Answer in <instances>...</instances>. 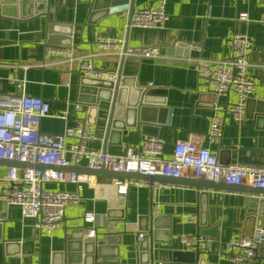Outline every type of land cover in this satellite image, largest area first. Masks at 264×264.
Returning a JSON list of instances; mask_svg holds the SVG:
<instances>
[{
	"label": "crops",
	"instance_id": "obj_1",
	"mask_svg": "<svg viewBox=\"0 0 264 264\" xmlns=\"http://www.w3.org/2000/svg\"><path fill=\"white\" fill-rule=\"evenodd\" d=\"M7 1L10 3L5 5L0 2V98L24 91L46 100L51 114L40 120L41 131L58 133L81 120L95 135L88 145L112 154H124L143 137L155 136L163 141L165 158L170 157L177 141L190 139L210 146L222 165L264 166V0H165L167 20L160 29L131 26L128 10L105 12L102 0L97 2L99 9L91 8L92 0ZM157 3L134 0V11ZM241 11L248 13L249 22L236 19ZM50 23L53 33L49 36ZM236 31L251 39L248 71L257 84L241 125L235 124L226 110L235 94L212 97V83L203 75L227 52ZM100 36L122 38L129 49L179 44L170 53L160 52L151 58L128 51L121 61L120 48L105 51L96 43ZM49 46H70L75 55L94 52L97 68L121 69L122 77L137 86L163 89L165 93L152 98L164 103L148 105L141 115L147 121L138 120L135 127L114 133L106 141L109 104L102 96L103 89L88 84L80 93L77 62L67 67L59 62L60 56L46 55ZM211 103L219 106L223 120L221 136L212 143L207 139ZM6 167L0 165V174ZM78 174L85 177L78 184L45 185L76 191L81 197L80 202L66 206L62 225L56 230H38L34 219L22 217L17 205L0 201V264H189L187 254L195 250H185L181 236L199 234V230L206 241L199 244L195 264H233L224 253L226 242L249 235L259 219L264 223L261 194L208 189L199 195L191 186L148 181L141 186L131 184L126 194H119L113 184L119 178ZM85 212L93 214L92 222L83 220ZM191 216H195L193 221ZM148 218L154 224L152 240L144 230ZM75 225L95 228L94 246L86 258L83 255L76 260L75 256L67 261L62 252ZM139 233L145 235L141 241ZM241 264H264V259Z\"/></svg>",
	"mask_w": 264,
	"mask_h": 264
},
{
	"label": "built area",
	"instance_id": "obj_2",
	"mask_svg": "<svg viewBox=\"0 0 264 264\" xmlns=\"http://www.w3.org/2000/svg\"><path fill=\"white\" fill-rule=\"evenodd\" d=\"M164 3L165 0H158L156 5L133 11L129 25L162 28L167 20ZM236 19L243 22L250 20L245 11L239 12ZM96 43L109 52L120 48V55L122 54V38L100 36ZM128 51L140 57L160 56V47L155 45L128 48L125 54ZM251 51L250 37L244 32L236 31L231 36L227 52L215 62V67L203 72L212 83L211 91L216 95L227 92L235 94V101L226 110L237 125L244 123L246 101L256 93L257 84L248 71ZM45 53L60 56L59 62L69 68L77 62L80 77L110 81L116 79V71L100 69L94 65V57L97 55L94 52L75 55L70 46H49ZM19 85L22 89L21 84H17ZM219 110V106H213L207 133L210 143L221 136L223 120ZM49 114L51 108L46 100L24 91L19 95L0 98V159L63 168L8 166L0 174V198L7 205H17L22 217L33 218L34 226L40 231L50 232L60 228L66 206L80 202L81 197L76 191L53 190L45 186L48 183L78 184L85 177L70 169L77 166L95 170L139 172L151 176L190 175L193 178H207L225 184L264 187V166L238 163L222 165L208 145H199L190 139L179 140L174 144L170 157L165 158L163 141L155 136H145L136 147L127 148L124 154H112L88 145V141L95 139V135L89 124L81 120L58 133L41 131L40 120ZM145 182L137 179L113 180L119 194H126L131 184L141 186ZM82 217L85 222H92L94 218L91 212H85ZM194 219L195 216L190 217V221ZM95 231V228L89 227L84 236H94ZM143 236V233H139L137 239L141 241ZM204 241L206 238L198 233L181 236L185 250H195ZM224 251L233 264L251 262L254 258L264 259V223L258 222L254 225L248 236L227 241Z\"/></svg>",
	"mask_w": 264,
	"mask_h": 264
},
{
	"label": "water",
	"instance_id": "obj_3",
	"mask_svg": "<svg viewBox=\"0 0 264 264\" xmlns=\"http://www.w3.org/2000/svg\"><path fill=\"white\" fill-rule=\"evenodd\" d=\"M18 1V0H14ZM100 0H92L91 8L96 9L97 2ZM104 2L105 12H119L121 10H128L129 16L131 17L134 6V0H102ZM1 4L5 5L6 3H10L7 0H0ZM14 3L13 1H11ZM99 9V8H98ZM46 12V11H45ZM47 14V13H45ZM48 33L49 36L52 34V24L48 25ZM48 36V38H50ZM47 42L50 43V40ZM175 44H179L175 42L173 45L169 46H162L160 47L161 53H170L174 49ZM128 46L127 43L124 42L122 46V54H121V61L125 56V52L127 51ZM116 79L115 81L110 80H103V79H94L89 77H80V84H79V91L81 93L82 89L86 86L92 85L94 87H100L99 89H103L102 96L106 98L105 100L109 104V110L106 120V130L104 134V139L108 141L109 137H112L114 133L121 134L125 133L127 127H135L139 121H147L142 118V113L149 108L148 105L151 104H163L164 101L160 99H153L154 95L157 93H165V91L161 88H151L145 86H137L135 83L129 81L128 78H123L121 75V69L116 72ZM96 87V88H97ZM135 87V88H133ZM106 89V91H105ZM106 93V94H105ZM210 94L215 96L216 94L210 90ZM82 100V99H80ZM249 100V99H248ZM246 101V103L248 102ZM211 106L213 104L211 103ZM133 116V118H132ZM133 119V122L129 123L128 120ZM105 151V150H104ZM0 165L6 166H15V167H34L37 169H63L62 167H55L52 165L46 164H31L28 162L16 161V160H7V159H0ZM71 170L76 171L77 173H84L94 176H107L112 178H119V179H137V180H145L150 183L153 182H162V183H170V184H182L191 186L198 190L199 195H202L203 192L201 190H233V191H247L251 194H261L264 196V187H243L241 185H232V184H225L222 181H214L212 179L207 178H190V179H182L180 177H168L162 175H146L139 172H119V171H108V170H95V169H88V168H79V167H72ZM21 174V171H20ZM204 195V194H203ZM0 201L3 202L5 205L6 202L0 198ZM261 202V201H260ZM260 214V213H259ZM260 220V219H259ZM258 220V222H259ZM151 221V223H149ZM116 222L110 224L109 230L111 231L114 229V225ZM153 220L152 218H148L147 226L144 228L145 231H148V237L152 240L153 234ZM87 233V228L83 225H75L70 229V232L66 236V248L63 251V255H65V259L67 261H73V257L77 256L76 260H79L83 257H87V254L91 252V246H94V236H84ZM199 234H203L202 230H199ZM251 234V233H250ZM249 234V235H250ZM248 236V235H246ZM145 237V235L143 236ZM102 244V242H97V244ZM72 244H75L74 247ZM150 245V244H149ZM149 247V246H148ZM145 246L142 245V249L145 250ZM150 254H153V242L151 241L150 245ZM199 245L195 249L194 252H189L187 255L190 256L189 264H195L199 260ZM149 260V259H148ZM197 261V262H196Z\"/></svg>",
	"mask_w": 264,
	"mask_h": 264
}]
</instances>
